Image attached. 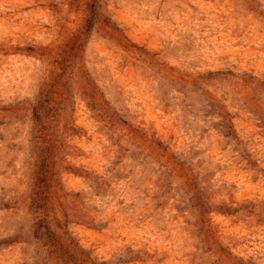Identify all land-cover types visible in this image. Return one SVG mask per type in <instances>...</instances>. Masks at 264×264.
<instances>
[{
    "label": "rangeland",
    "instance_id": "rangeland-1",
    "mask_svg": "<svg viewBox=\"0 0 264 264\" xmlns=\"http://www.w3.org/2000/svg\"><path fill=\"white\" fill-rule=\"evenodd\" d=\"M0 264H264V0H0Z\"/></svg>",
    "mask_w": 264,
    "mask_h": 264
},
{
    "label": "trees",
    "instance_id": "trees-1",
    "mask_svg": "<svg viewBox=\"0 0 264 264\" xmlns=\"http://www.w3.org/2000/svg\"><path fill=\"white\" fill-rule=\"evenodd\" d=\"M38 174H43V168H39Z\"/></svg>",
    "mask_w": 264,
    "mask_h": 264
}]
</instances>
